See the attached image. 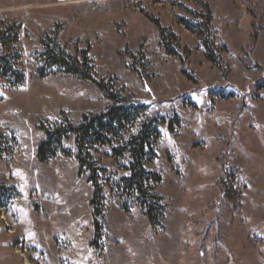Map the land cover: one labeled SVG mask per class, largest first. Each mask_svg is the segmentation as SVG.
<instances>
[{"label": "rangeland", "instance_id": "rangeland-1", "mask_svg": "<svg viewBox=\"0 0 264 264\" xmlns=\"http://www.w3.org/2000/svg\"><path fill=\"white\" fill-rule=\"evenodd\" d=\"M202 2L220 65L183 23L205 22ZM4 22L21 26L26 80H0V264H264V0H0ZM47 38L87 50L95 81L160 123L146 168L161 180L143 195L122 180L121 143L96 148L100 236L74 139L45 163L37 150L112 103L93 82L41 77Z\"/></svg>", "mask_w": 264, "mask_h": 264}, {"label": "trees", "instance_id": "trees-1", "mask_svg": "<svg viewBox=\"0 0 264 264\" xmlns=\"http://www.w3.org/2000/svg\"><path fill=\"white\" fill-rule=\"evenodd\" d=\"M202 4L208 9L207 4L203 2ZM207 13L202 24L197 25L189 19H184L183 23L202 39L208 50L209 59L220 65V57L212 38V18L209 9ZM2 25H0V80L4 79L12 86H21L26 80L25 73L19 68L21 55L17 49L21 26H12L6 22ZM162 32L163 30L161 35ZM44 42V52L41 53L39 59L41 66L38 70L41 77L47 76L48 70H57L93 82L105 92L107 99L112 103L104 112L86 116L79 125L71 124L56 128L54 131H47L46 138L37 150L38 160L45 163L63 150L66 140L74 139L81 172L90 173L89 181L94 188L95 231L100 236L105 213L97 177L98 168L93 162L96 148L121 143L114 147V151L119 156L127 154L130 159L128 167L130 175L123 177L122 180L128 188L143 195L151 175L156 183L161 180L158 174L150 173L146 168V164L157 156L156 145L161 135L160 123L156 117L146 115L145 105L127 104L122 96L95 81L92 60L87 50H83L80 56L73 55L62 47L57 38H47ZM128 126L130 128H127ZM143 204L150 222L156 224L159 217L155 209L150 204Z\"/></svg>", "mask_w": 264, "mask_h": 264}]
</instances>
